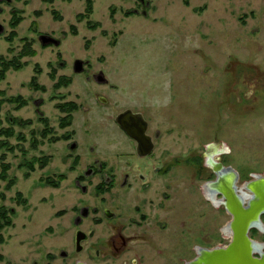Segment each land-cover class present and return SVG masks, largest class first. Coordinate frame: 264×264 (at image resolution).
Returning a JSON list of instances; mask_svg holds the SVG:
<instances>
[{
	"label": "rangeland",
	"instance_id": "374dc122",
	"mask_svg": "<svg viewBox=\"0 0 264 264\" xmlns=\"http://www.w3.org/2000/svg\"><path fill=\"white\" fill-rule=\"evenodd\" d=\"M92 2L89 19L79 21L86 0H0V61L22 65L8 66L0 80V264L30 262L36 242L49 238L43 229L54 225L55 212L89 199L68 181L93 156L122 151L115 140L124 135L112 120L127 106L144 113L150 133L159 130L153 165L170 174L148 193L157 206L142 220L150 240L139 245L144 264H183L196 248L227 242L221 230L230 216L198 191L213 177L200 167L207 149H226L218 158L242 179L264 169V0ZM88 21L100 27L90 30ZM42 34L60 45L42 46ZM28 44L30 54L19 57ZM76 59L89 63L79 74ZM100 71L106 87L88 78ZM61 76L67 86H56ZM95 92L108 105L92 108ZM70 101L79 110L61 128L66 115L56 106ZM111 139L118 145L109 150ZM61 175L67 180L57 186L47 180Z\"/></svg>",
	"mask_w": 264,
	"mask_h": 264
},
{
	"label": "flooded vegetation",
	"instance_id": "af4514ba",
	"mask_svg": "<svg viewBox=\"0 0 264 264\" xmlns=\"http://www.w3.org/2000/svg\"><path fill=\"white\" fill-rule=\"evenodd\" d=\"M42 46L45 47L46 45ZM84 65L88 66V61L84 62L83 69ZM99 73L103 72L100 71ZM99 73L88 78L97 83V86L106 87L109 82L104 74L101 76ZM92 95V101L89 102L90 105H93L92 108H100L99 104L108 105V100L99 93L95 92ZM84 107V105L81 106L82 109ZM90 108L86 107L87 112L90 111ZM78 110L77 107L71 112L70 122L66 127L71 126L73 112ZM99 110L97 109L95 112L100 113ZM127 111L129 114L125 115L123 120L131 131L139 133V114L145 120L146 134L151 137L153 143V148L148 155L142 156L139 154L138 142L132 139L116 122L117 116L127 113ZM64 114L67 115V113ZM135 115L138 116L132 117ZM105 119L107 122L110 121V118ZM85 120L84 125L88 126V120ZM112 123L120 129L124 135V140L111 139L106 143V148L109 149V146L119 144L122 151L113 153V158L110 156H108L109 158L93 156L83 169L77 171V174L68 181L70 186L68 189L79 192L81 195H88L89 199L78 198L67 208H61L55 212L53 216L56 219L54 225H48L43 229V233L49 238L47 237L45 243L36 242L35 256L27 264H144V256L139 252V245L149 244L148 241L150 240L144 233L142 220H145L149 215L146 209L150 211L151 208L149 207L157 206L153 203L154 197L149 196L148 193L154 189L160 178L164 179L165 175L170 174L165 170L160 171V168L155 166L156 164L153 165L155 162L159 163V157L154 156V150L160 132L158 129H155L152 133L149 132V121L142 111L127 106L113 117ZM96 124L98 128L105 125L102 122ZM107 130L111 131V129ZM107 136H110V134ZM114 140L118 144H115ZM68 149L76 150V143L70 142ZM93 151H95V148L91 146L89 152ZM215 152L216 150H212V147H210L203 156V163L200 164V167L209 169L213 177L204 181L198 187V191L213 208L227 213L220 202L223 200L220 192L213 194L214 202L207 198L206 185L216 178L211 165L208 163V156L215 154ZM221 153L220 150L219 154L214 155L213 158L225 169L230 168L233 170L235 175H233L231 187L238 196H242L243 193L248 195V198L243 197V204L246 206L248 200L253 196L247 186L251 183L256 184L259 181V185L264 183V169L260 172H250L245 179H242L237 168L220 161L218 156ZM143 159H147L145 163L140 162ZM136 160H139L138 164H136ZM73 162L78 163L79 158L75 157ZM175 163L174 158H171L168 166L172 167ZM61 176L63 178L60 183L67 180L66 177ZM192 180L193 177L189 179L190 186ZM156 191L157 189H155ZM261 209L258 221L249 228L248 236L259 245L260 251H264V207L262 206ZM229 216L230 220L231 215ZM47 223L52 224V221L49 219ZM222 236L224 237L223 234ZM224 238L227 239L226 243H228L229 237Z\"/></svg>",
	"mask_w": 264,
	"mask_h": 264
},
{
	"label": "water",
	"instance_id": "95a60500",
	"mask_svg": "<svg viewBox=\"0 0 264 264\" xmlns=\"http://www.w3.org/2000/svg\"><path fill=\"white\" fill-rule=\"evenodd\" d=\"M143 3L144 0H139ZM3 32V26L0 24V33ZM42 45L53 44L59 45V40L53 39L46 35L39 37ZM82 60H75L73 69L75 73L83 71ZM103 73H99L102 76ZM129 114L123 113L117 116V124L127 132V134L139 144V154L148 155L153 143L151 137L146 134V124L142 115L139 114V133L131 131L124 123V116ZM131 116V114H130ZM138 115L132 116L137 117ZM212 150L215 148L213 146ZM220 150H216L215 154L208 156V163L211 165L216 178L214 181L207 183V197L213 200V194L220 192L223 200L220 201L225 211L231 215V219L224 226V231H229V241L222 246H213L210 248L198 247L195 250V256L186 261L184 264H264V251H260L259 245L251 240L248 236L249 228L258 221L261 207H264V183H251L247 186L253 194L248 200L247 205L243 204V197L248 195L243 193L238 196L232 189V180L235 173L230 168L225 169L221 164L215 162L213 156L219 154ZM227 231L225 233H227Z\"/></svg>",
	"mask_w": 264,
	"mask_h": 264
},
{
	"label": "trees",
	"instance_id": "16d2710c",
	"mask_svg": "<svg viewBox=\"0 0 264 264\" xmlns=\"http://www.w3.org/2000/svg\"><path fill=\"white\" fill-rule=\"evenodd\" d=\"M44 2H51L50 1H47V0H43ZM92 0H86V12L82 13V14H79L77 15V20L79 21H82L83 19H89L90 17V14L92 13ZM53 13V12H52ZM130 13V12H129ZM59 21L61 20L60 18L58 19ZM20 19L14 17L13 20L11 21L12 23V26L15 27L18 23H19ZM89 28L90 30H95L96 28L100 27V24L98 23H95V24H92L91 22H89ZM72 34L73 35H76L77 32H76V28L75 26H72ZM103 35H106V33L103 31ZM12 36L14 37L15 36V33H12ZM28 46H30V44H28L25 48H24V52L21 53L19 55V57H23V56H28L30 53L28 52ZM31 51V50H30ZM0 68L1 71H0V80L3 79L4 77V73L6 71V69L8 68V66H13L15 67L16 69H19L22 65L21 64H15V62L13 60H11L10 62H4V61H0ZM53 77V76H52ZM70 83V80L64 76H61L58 78V81H57V84L56 86L58 87H61V86H67L68 84ZM56 108L61 111V112H64V113H67V115L65 117H63L62 119H60V127L61 128H64L66 127L69 122H70V118H71V112L77 108V106L73 103H64L63 105H57ZM44 122L47 124V120L44 119ZM48 129V128H47ZM51 132V129H48V131H46V134L44 135L47 136L49 133ZM57 139L56 138H53L51 137L50 138V142H55ZM47 163V158H43L42 160H40V167H43L45 166V164ZM33 169V166H30V170ZM63 177L62 176H59L58 177V181L54 182L50 179H47L48 182L51 184V185H55L57 186L59 181L62 179ZM1 227V226H0ZM1 241V240H0Z\"/></svg>",
	"mask_w": 264,
	"mask_h": 264
},
{
	"label": "bare ground",
	"instance_id": "6f19581e",
	"mask_svg": "<svg viewBox=\"0 0 264 264\" xmlns=\"http://www.w3.org/2000/svg\"><path fill=\"white\" fill-rule=\"evenodd\" d=\"M219 149L221 150V152H223L224 150H226V149H224L223 147H219ZM212 202H214V200H212ZM224 230V229H223ZM222 230V234L225 236V235H229L230 233H229V231H227V230H225V231H223ZM227 231V233H225ZM227 236H225V237H227Z\"/></svg>",
	"mask_w": 264,
	"mask_h": 264
},
{
	"label": "crops",
	"instance_id": "0c3cea01",
	"mask_svg": "<svg viewBox=\"0 0 264 264\" xmlns=\"http://www.w3.org/2000/svg\"><path fill=\"white\" fill-rule=\"evenodd\" d=\"M221 235H222V231H221ZM219 245V244H218ZM214 246H216V245H214Z\"/></svg>",
	"mask_w": 264,
	"mask_h": 264
}]
</instances>
